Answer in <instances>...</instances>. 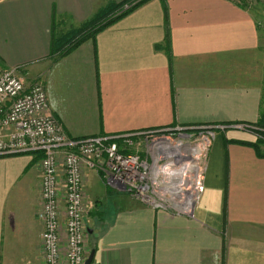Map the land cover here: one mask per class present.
I'll return each instance as SVG.
<instances>
[{
    "label": "crops",
    "instance_id": "0c3cea01",
    "mask_svg": "<svg viewBox=\"0 0 264 264\" xmlns=\"http://www.w3.org/2000/svg\"><path fill=\"white\" fill-rule=\"evenodd\" d=\"M126 1H0V73L42 82L71 138L258 121V23L231 0H150L60 56L72 32ZM245 142L257 141L218 131L192 215L85 169L93 264H264V147ZM38 157L0 158V264H44Z\"/></svg>",
    "mask_w": 264,
    "mask_h": 264
},
{
    "label": "built area",
    "instance_id": "2783aa9c",
    "mask_svg": "<svg viewBox=\"0 0 264 264\" xmlns=\"http://www.w3.org/2000/svg\"><path fill=\"white\" fill-rule=\"evenodd\" d=\"M231 128L264 142V129L251 123L71 138L51 114L42 82L26 87L18 69L0 73V158L41 156L44 264H85L89 257L85 169L146 206L192 215L217 131Z\"/></svg>",
    "mask_w": 264,
    "mask_h": 264
},
{
    "label": "trees",
    "instance_id": "16d2710c",
    "mask_svg": "<svg viewBox=\"0 0 264 264\" xmlns=\"http://www.w3.org/2000/svg\"><path fill=\"white\" fill-rule=\"evenodd\" d=\"M132 1L133 0H128L124 3H122L121 5H119V7H115L112 10L110 9L109 11H107L105 13L104 16H102V14H101L98 18L96 17L94 21L90 22L89 24L84 26L82 29L77 30L76 32H72L68 37L69 39L63 44V46L60 47V56H63L65 54L73 51L74 49L79 47L82 43H84L86 40L95 39L97 34L99 32H101L103 29H105L108 25L116 22L118 19L126 16L129 12L133 11L136 7L141 6L142 4H144L150 0H142L141 2L137 3L134 7L122 12L123 7L127 3L132 2ZM162 1L165 2L166 0H162ZM231 1L236 3L239 7L246 9V8L242 7L241 3H238L235 0H231ZM119 12H121V14L116 15ZM258 28L260 29L259 25H258ZM263 82H264V78H263L262 83ZM262 89H263V100H262V103H261L260 109H259V118H258V121L256 123H253V125L257 126L258 128L264 129V85H262ZM236 124H238V123H236ZM256 141L257 142H255V143H246L245 142L242 144L255 146L256 150L260 151V149L264 146V142L257 140V139H256ZM127 153H129V151H127ZM40 158H41V156L39 155L38 159H40Z\"/></svg>",
    "mask_w": 264,
    "mask_h": 264
},
{
    "label": "rangeland",
    "instance_id": "374dc122",
    "mask_svg": "<svg viewBox=\"0 0 264 264\" xmlns=\"http://www.w3.org/2000/svg\"><path fill=\"white\" fill-rule=\"evenodd\" d=\"M142 0H133L132 2L127 3L129 9L132 8L131 5H135ZM242 2V7L246 8L254 19L257 20V23L260 27V58H259V79L263 81L264 78V0H244ZM128 10V9H127ZM253 12V13H252ZM264 85V82L262 83ZM232 125V124H230ZM228 126V125H227ZM233 132H238L237 130L231 128ZM218 135V131H217ZM264 147V146H263ZM144 148H140L139 151L142 152Z\"/></svg>",
    "mask_w": 264,
    "mask_h": 264
},
{
    "label": "water",
    "instance_id": "95a60500",
    "mask_svg": "<svg viewBox=\"0 0 264 264\" xmlns=\"http://www.w3.org/2000/svg\"><path fill=\"white\" fill-rule=\"evenodd\" d=\"M94 254H95V252L93 251V252L89 255V257L87 258L85 264H92V263H93V261H94Z\"/></svg>",
    "mask_w": 264,
    "mask_h": 264
}]
</instances>
